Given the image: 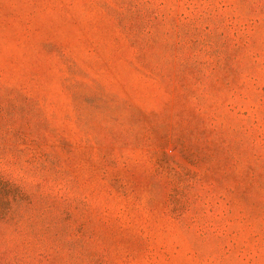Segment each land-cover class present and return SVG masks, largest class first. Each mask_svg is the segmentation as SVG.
<instances>
[{
  "label": "rangeland",
  "instance_id": "obj_1",
  "mask_svg": "<svg viewBox=\"0 0 264 264\" xmlns=\"http://www.w3.org/2000/svg\"><path fill=\"white\" fill-rule=\"evenodd\" d=\"M0 264H264V0H0Z\"/></svg>",
  "mask_w": 264,
  "mask_h": 264
}]
</instances>
